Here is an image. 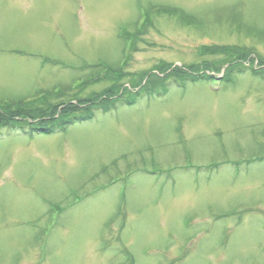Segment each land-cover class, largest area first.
I'll return each instance as SVG.
<instances>
[{
	"label": "rangeland",
	"instance_id": "rangeland-1",
	"mask_svg": "<svg viewBox=\"0 0 264 264\" xmlns=\"http://www.w3.org/2000/svg\"><path fill=\"white\" fill-rule=\"evenodd\" d=\"M263 68L264 0H0V115L151 89L0 125V264H264Z\"/></svg>",
	"mask_w": 264,
	"mask_h": 264
},
{
	"label": "trees",
	"instance_id": "trees-1",
	"mask_svg": "<svg viewBox=\"0 0 264 264\" xmlns=\"http://www.w3.org/2000/svg\"><path fill=\"white\" fill-rule=\"evenodd\" d=\"M153 7H151V10H153V12H155L156 14L153 15H157V8L159 7L158 5H152ZM160 9V8H158ZM147 10V9H146ZM160 15V13L158 14ZM168 16H175L178 20H180L181 22H183L184 24H197L198 23V19L185 12L184 10L181 9H174L173 7H168ZM142 17H145L146 19L144 21H148V18L150 17V15H148V13L143 12ZM147 22V23H148ZM131 41V44L133 43L131 39H129ZM201 50L205 53H209V54H214V55H221L222 58L224 60H226L225 62H229L230 64L228 66L230 67H239L241 66L239 64V66L234 65L235 63H237V61H239L242 57H244L245 55H247L248 52H245L246 49H242L237 45H223V46H203L201 47ZM250 54V53H249ZM206 63V65H204V68H212L214 65H212V62H206L204 61L203 64ZM263 64L262 62L259 63V65ZM182 68V67H178V66H174L172 67V64H161L160 66H156L155 68ZM189 68H199V65L194 66V65H189ZM262 71H264V68L261 69ZM252 72H256L257 70H254L251 68ZM179 74H185L187 72L180 70L179 72H177ZM191 73V72H189ZM170 74V73H168ZM188 76V75H187ZM208 78L209 76H206L204 74H201V76H188V78L191 81L197 80V79H204V78ZM107 80H112L113 83H111V85H109L108 87L100 90L96 96H92V94L88 95L87 97H82L79 98L77 96H75V98H71L68 99L65 103H58V104H54V103H43V102H39L36 103V100H19L15 105H14V110H12L11 112H9L7 114V117L0 115V125H4L10 121H13L15 118L20 117L22 118L23 121H31L33 122L34 126L37 127L38 129H40L41 131L45 132V133H49V132H53L55 131V129L53 127L51 128H46V125L48 123H54V122H59V126L57 127V129L59 130H65V128L76 122V121H82V120H86L88 118L87 117H77L75 116V113L82 109V108H88L90 107L92 104H96L99 101L102 100H116L117 98L121 97L124 93L128 94L130 93L127 88L122 87V85L120 84V80L114 79L112 76H109V78H106ZM157 79V77L155 78V80ZM141 83V81L139 82ZM135 86V84H133ZM137 85V84H136ZM148 86L144 87V89H140L138 90L136 93H139L140 91L143 90H147ZM151 90V89H150ZM150 90H147L146 92L148 93ZM164 90L166 91V88L164 87ZM74 101V103L72 102ZM133 102H129V104H132ZM44 104V105H43ZM44 106V107H42ZM59 110V111H58Z\"/></svg>",
	"mask_w": 264,
	"mask_h": 264
}]
</instances>
